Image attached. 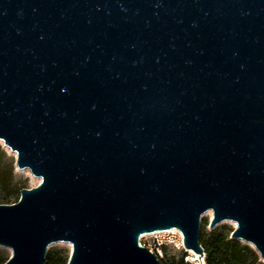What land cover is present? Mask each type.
<instances>
[{
  "label": "water",
  "instance_id": "1",
  "mask_svg": "<svg viewBox=\"0 0 264 264\" xmlns=\"http://www.w3.org/2000/svg\"><path fill=\"white\" fill-rule=\"evenodd\" d=\"M41 179L0 204L5 264H163L203 217L264 262V0H0V145Z\"/></svg>",
  "mask_w": 264,
  "mask_h": 264
},
{
  "label": "rangeland",
  "instance_id": "2",
  "mask_svg": "<svg viewBox=\"0 0 264 264\" xmlns=\"http://www.w3.org/2000/svg\"><path fill=\"white\" fill-rule=\"evenodd\" d=\"M0 149L3 150L8 156L12 157L14 160L16 182L20 183L25 188H34L39 185L41 179L33 176L28 170L17 169L15 164V157L10 153L8 148L3 145V143H1ZM17 196L20 199L21 194L19 193ZM15 200L16 196L12 199V203L9 204H14L19 201L18 200L17 202H14ZM208 215L203 217L201 221L200 243L204 248L205 255L201 257L200 261H197L195 263L191 262L190 255L186 252L184 246L181 245L179 233H170L167 235L161 234L162 236H166L165 243L160 248H153V253H155L159 257V259L163 261L164 264H207V248L211 247L214 244V240L217 237H221L224 240V243L218 244L219 249L222 251H227L230 254H237V258L235 260L232 259V264H244V260L249 257L246 248L248 247L252 250L253 248L245 241L238 240L232 237V233L236 227H234V225H232V223L230 222H224L219 224L215 228H211L210 223L212 216ZM152 240V237L145 235L143 236L141 243L142 245L148 247L149 242H151ZM49 251H63L60 256L69 258L71 254V246L66 243H54L49 247L48 252ZM10 256V250L0 246V262L7 261ZM258 257L259 259L256 264H264L259 255Z\"/></svg>",
  "mask_w": 264,
  "mask_h": 264
},
{
  "label": "trees",
  "instance_id": "3",
  "mask_svg": "<svg viewBox=\"0 0 264 264\" xmlns=\"http://www.w3.org/2000/svg\"><path fill=\"white\" fill-rule=\"evenodd\" d=\"M24 188V186L16 182L13 158L0 149V204L12 203V199L15 196L16 200L14 202H17L19 200L17 195ZM222 240L221 237H217L214 240V244L207 248V264H232V261L237 258L236 253L230 254L227 251L219 249L218 244L224 243V240ZM246 249L249 257L244 260V264H256L259 259L257 253L248 247ZM61 253L63 251H49L45 264H67L69 258L60 256ZM5 262L1 261L0 264H5ZM161 262L163 263V261Z\"/></svg>",
  "mask_w": 264,
  "mask_h": 264
},
{
  "label": "built area",
  "instance_id": "4",
  "mask_svg": "<svg viewBox=\"0 0 264 264\" xmlns=\"http://www.w3.org/2000/svg\"><path fill=\"white\" fill-rule=\"evenodd\" d=\"M161 234L167 235V234H170V231L156 232V233L148 235V236L152 237V239H153L151 242H149V246L147 247L151 252H153V248H160L165 243L166 236H162ZM142 238H143V236H142ZM142 238L140 239V246H144L141 243ZM179 238H180L181 245L184 246L182 234L179 235Z\"/></svg>",
  "mask_w": 264,
  "mask_h": 264
},
{
  "label": "bare ground",
  "instance_id": "5",
  "mask_svg": "<svg viewBox=\"0 0 264 264\" xmlns=\"http://www.w3.org/2000/svg\"><path fill=\"white\" fill-rule=\"evenodd\" d=\"M208 216H211V214H209ZM230 223H232V225H234V227H236V223H234V222H230ZM170 233H179L181 235V233L178 230H176V229L170 231ZM185 250L190 255L191 262L195 263V262L201 260V258L197 254H195L193 251L187 250V249H185Z\"/></svg>",
  "mask_w": 264,
  "mask_h": 264
}]
</instances>
